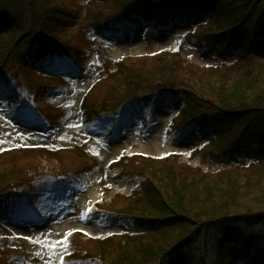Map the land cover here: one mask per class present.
Instances as JSON below:
<instances>
[{
    "label": "trees",
    "instance_id": "obj_1",
    "mask_svg": "<svg viewBox=\"0 0 264 264\" xmlns=\"http://www.w3.org/2000/svg\"><path fill=\"white\" fill-rule=\"evenodd\" d=\"M95 6L91 19L108 31L119 23L144 20L155 28L205 15L200 39L223 55L236 54V62L201 69L183 65L179 55L141 57L107 84L106 96L118 106L132 97L182 95L180 126L211 136L208 155L227 162L251 153L259 161L202 173L168 159L142 160V194L112 204L141 232L90 242L108 264H264V0H105ZM73 15L58 0H0V81L17 79L14 95L25 85H51L34 74L73 49L64 26ZM16 155L0 157L16 161ZM10 166L0 170V194L27 180V166L35 164Z\"/></svg>",
    "mask_w": 264,
    "mask_h": 264
},
{
    "label": "rangeland",
    "instance_id": "obj_2",
    "mask_svg": "<svg viewBox=\"0 0 264 264\" xmlns=\"http://www.w3.org/2000/svg\"><path fill=\"white\" fill-rule=\"evenodd\" d=\"M58 1H62V4L65 3L74 12L73 16L68 17L64 26L66 30L68 28L67 34L72 36V43L80 47V51L73 50L79 53L85 65L82 71H73L65 66L59 68L57 65L55 66L56 72L53 73L58 74V71L62 69V72L70 76L67 85L52 89L51 92L42 91L41 85L31 89L38 94L35 99L38 106L50 112L51 122H47L46 127L19 125L20 117H16L19 112L17 105H9L3 101V98H0V149L19 145L60 147L81 138L88 140L91 151L100 154L102 164L76 182L58 183V190H55L56 181L53 177L45 178L39 182L41 188L50 191L40 198L38 205L40 212L37 217H35L34 211L27 213L26 210L21 209L19 213L21 220H18L14 212L18 210L14 209L10 213V204L5 206L0 202V247H6L11 243L7 239L8 237L25 234L37 244L32 247L33 254L38 258L37 264H96L90 261L81 262L68 259L66 256L69 237L75 230H85L89 234L100 236H106L113 232L126 230L133 232L135 230L132 224L125 219L116 217L108 220L104 218L103 213L96 212V202H104V206H106L117 192L124 195L141 192L142 177L138 174L139 165L135 164L137 166L135 168L131 163L124 165V169L128 170L130 174L123 177L115 175L114 170H110L109 177L105 175L104 170L108 166V162L116 159L120 154L145 152L159 157L173 151L181 152V158H176L175 163L177 165L188 163L189 166L197 168L196 170L202 173H214L231 168L234 167L233 163L243 167L251 161L257 162V158L247 153L240 160L217 164L206 159L201 150L194 153L195 148H199L207 142V137L199 134L195 129H190L183 135L174 129L172 118L182 104L177 97H165L156 103L151 124L147 128L140 122L141 112L138 113L137 108H130L129 115L123 119V123L108 137H104V135L111 128L109 124L97 120L89 126L84 125L80 115V99L95 75L94 66L98 61L97 51L103 53L106 58L109 56L118 58L125 54L151 56L152 53L163 49L168 52L180 49L179 59L182 60L183 65L194 64L201 69L221 64L231 65L239 59V56L236 54L220 55L217 48L207 47L196 37L188 36V32H193L196 26H206L204 24L209 19L205 15H195L184 24L174 22L171 28L161 29V31L148 36L144 34L145 26L136 31L128 30L124 33V41L109 43L94 41L90 36L93 21L91 11L96 8L95 4H103L105 0ZM260 60H264V56L260 57ZM44 74L41 73L38 77L42 78L41 76ZM34 76L36 77V73ZM55 77L56 75H48L42 79L51 85L62 84V81L60 82ZM39 89L42 90L39 91ZM115 89L119 91L122 87L118 85L115 86ZM53 90L56 92L55 94H53ZM95 91L92 101L93 98L97 102L103 100L106 97L107 83L101 84ZM67 125L70 127L67 128ZM78 149L80 148L76 147L75 152H66L58 156L36 151L17 152L16 158L18 159L16 161H12L11 157H0V170L10 168L14 162L22 165L32 162L35 164L34 167L27 166L30 174L43 171L52 172L62 167V158H65V162L75 165L76 168L81 167L86 164L87 159ZM118 171L120 172V170ZM32 176V178L35 177ZM238 181L243 187L244 178L241 177ZM242 187H240L239 193L242 192ZM126 198L122 196L116 199L121 204H126ZM8 202H10V198ZM108 206L110 207V205ZM69 233L71 234L69 235ZM65 236H67V241L63 242ZM86 243L94 250V253H98V249L94 248L90 241ZM6 260L10 261L8 258ZM13 261L20 264L17 263V259Z\"/></svg>",
    "mask_w": 264,
    "mask_h": 264
},
{
    "label": "snow or ice",
    "instance_id": "obj_3",
    "mask_svg": "<svg viewBox=\"0 0 264 264\" xmlns=\"http://www.w3.org/2000/svg\"><path fill=\"white\" fill-rule=\"evenodd\" d=\"M89 211H91L90 209H89ZM79 231H82V230H79ZM71 233H69V235H70ZM67 241V236H65L64 238H63V242H66ZM61 259H63V258H61Z\"/></svg>",
    "mask_w": 264,
    "mask_h": 264
}]
</instances>
